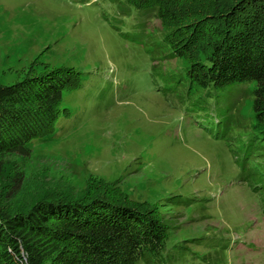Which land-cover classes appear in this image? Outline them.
<instances>
[{"label":"rangeland","instance_id":"374dc122","mask_svg":"<svg viewBox=\"0 0 264 264\" xmlns=\"http://www.w3.org/2000/svg\"><path fill=\"white\" fill-rule=\"evenodd\" d=\"M115 2L0 0V85L70 76L53 135L29 145L28 157L0 154V213L111 192L164 226L151 264H264L252 86L190 88L189 63L161 41L168 29L178 40L225 0H186L166 27Z\"/></svg>","mask_w":264,"mask_h":264},{"label":"trees","instance_id":"16d2710c","mask_svg":"<svg viewBox=\"0 0 264 264\" xmlns=\"http://www.w3.org/2000/svg\"><path fill=\"white\" fill-rule=\"evenodd\" d=\"M115 3L150 12L165 27L186 11V0ZM218 7L195 16L178 40L168 29L161 41L189 63L190 88L250 84L254 128L264 143V0H225ZM69 80V73L55 70L0 85V154L28 157L29 145L53 135ZM166 233L158 219L124 206L111 192L46 199L26 214L0 213V264H151L165 248Z\"/></svg>","mask_w":264,"mask_h":264}]
</instances>
